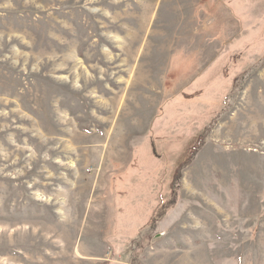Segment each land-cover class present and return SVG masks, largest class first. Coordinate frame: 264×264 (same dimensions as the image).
Returning <instances> with one entry per match:
<instances>
[{
    "label": "rangeland",
    "instance_id": "obj_1",
    "mask_svg": "<svg viewBox=\"0 0 264 264\" xmlns=\"http://www.w3.org/2000/svg\"><path fill=\"white\" fill-rule=\"evenodd\" d=\"M0 264H264V0H0Z\"/></svg>",
    "mask_w": 264,
    "mask_h": 264
},
{
    "label": "trees",
    "instance_id": "obj_2",
    "mask_svg": "<svg viewBox=\"0 0 264 264\" xmlns=\"http://www.w3.org/2000/svg\"><path fill=\"white\" fill-rule=\"evenodd\" d=\"M194 151H195V149H191V151H190V157H192L193 155H194ZM121 180V177H118V181H120ZM151 194H155V193H151ZM120 211H122L123 209L120 207V209H119ZM148 209H146V207L145 208H143V211L142 212H146ZM140 222H138V224H139Z\"/></svg>",
    "mask_w": 264,
    "mask_h": 264
},
{
    "label": "crops",
    "instance_id": "obj_3",
    "mask_svg": "<svg viewBox=\"0 0 264 264\" xmlns=\"http://www.w3.org/2000/svg\"><path fill=\"white\" fill-rule=\"evenodd\" d=\"M165 222H167V221H165ZM165 222H163V227H165V226H166ZM186 237H187V236H186Z\"/></svg>",
    "mask_w": 264,
    "mask_h": 264
}]
</instances>
